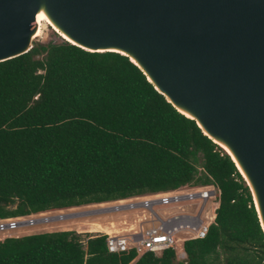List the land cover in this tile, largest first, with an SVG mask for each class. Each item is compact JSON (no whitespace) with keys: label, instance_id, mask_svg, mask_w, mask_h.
Masks as SVG:
<instances>
[{"label":"trees","instance_id":"1","mask_svg":"<svg viewBox=\"0 0 264 264\" xmlns=\"http://www.w3.org/2000/svg\"><path fill=\"white\" fill-rule=\"evenodd\" d=\"M214 184L204 238L133 264H263L264 232L230 155L128 56L65 40L0 61V218ZM57 230L0 240V264H129L105 235Z\"/></svg>","mask_w":264,"mask_h":264},{"label":"water","instance_id":"2","mask_svg":"<svg viewBox=\"0 0 264 264\" xmlns=\"http://www.w3.org/2000/svg\"><path fill=\"white\" fill-rule=\"evenodd\" d=\"M41 2L75 45L131 50L174 108L225 139L264 221V0H0V61L31 48Z\"/></svg>","mask_w":264,"mask_h":264},{"label":"built area","instance_id":"3","mask_svg":"<svg viewBox=\"0 0 264 264\" xmlns=\"http://www.w3.org/2000/svg\"><path fill=\"white\" fill-rule=\"evenodd\" d=\"M219 193V189L212 183L206 185L185 184L176 189L118 199L115 201L134 200V202L128 201L130 203L125 205H113L115 210L122 206L132 208L136 205H141L148 210V214L144 219L153 221L152 224L145 228L139 225L137 228L130 229L125 233H107L102 231L96 233L105 235L106 250L110 253H122L129 250H134L136 254L145 252L160 253L167 248H176V244L180 242L205 237L210 224L214 221L215 208L212 207V204L216 197L219 198ZM192 199H200V204L195 212L182 211L172 213L167 217H160L152 209L153 205ZM208 201L211 203L210 213L206 211L203 214L205 203ZM108 208L110 206L102 209ZM44 213L46 211L0 218V231L9 232L19 226L34 224L38 220H41V222L47 221L49 217H36ZM58 216L64 217L66 215L62 214L61 216L59 214ZM82 242L84 241L82 240ZM181 255L184 258L185 252L183 251Z\"/></svg>","mask_w":264,"mask_h":264},{"label":"rangeland","instance_id":"4","mask_svg":"<svg viewBox=\"0 0 264 264\" xmlns=\"http://www.w3.org/2000/svg\"><path fill=\"white\" fill-rule=\"evenodd\" d=\"M34 41L47 43L50 41L61 42L63 41V39L59 36L57 32H55L52 29V27H50L49 25H46L45 27H43L42 34L39 37L32 40V42ZM111 201L112 202L106 201L110 203H106V205H104L107 207L110 206L109 210L108 209L104 210L102 209L103 208L102 206L99 207V205H95L93 203L78 205L77 207L67 208V209H64L63 211H57V212L51 210L49 212L44 213L43 215L36 216L40 218L49 217L47 221L41 222V220H38L34 224L19 226L14 229H11L9 232L0 231V240L8 236H14V235L21 236L27 233H37V232L44 231V230L45 231L46 230H58L65 224L67 225V227L68 226L72 227L71 229L74 231H76L75 228H79V231L80 230L81 231L80 232L76 231V232L81 234V238L85 242V238H87L88 235L89 236L101 235L100 233L85 232V230L91 226L92 222L98 223L102 226H108L110 222L117 223V222H121L122 220H125L126 222H130L133 219L135 220L136 219L135 214L137 213L139 214L143 210L146 213L145 215L148 214V210L143 208L140 204H139L140 206L136 205L135 207H132V208H126L125 206L118 207L119 208L118 210H115V208L113 207V205H118V204L125 205L126 203H130L131 201L134 202V200H126L124 201L125 203L124 202L117 203V201L115 200L114 201L111 200ZM136 203H139V202H136ZM217 203H219V201H218V198L216 197L214 203L212 204V207H214L215 210L218 206ZM199 204H200V199L181 200V201L174 202L172 205L171 204L155 205L153 206V209L161 213L163 210L174 211L175 213L182 212V211L195 212ZM210 206H211V203L210 201H208L204 207L203 214L206 211L209 212ZM215 210H214V214H215ZM59 214L60 215L63 214L67 216L69 215L73 218H69L67 216L58 218L57 216ZM65 218H68V219H65ZM61 219H64V220H61ZM183 243L184 242H180L176 244L175 246L176 248H174L176 252V257L179 260H184L186 258V254L184 258H182V255H181V253L184 251ZM263 264H264V260H263Z\"/></svg>","mask_w":264,"mask_h":264},{"label":"bare ground","instance_id":"5","mask_svg":"<svg viewBox=\"0 0 264 264\" xmlns=\"http://www.w3.org/2000/svg\"><path fill=\"white\" fill-rule=\"evenodd\" d=\"M46 25H49L50 27H52V29L57 32L59 34V36L67 41V42H70V43H73V44H76V41L63 29V27L53 18V16L50 14V12L48 11V9L46 8L45 4L43 2H41V5L38 9V11L36 12L35 14V28L33 30V32L31 33L30 35V41H32L33 39L39 37L41 34H42V30H43V27H45ZM43 36V35H42ZM114 51L118 52V53H121V54H124L126 56L129 57V59L136 63L137 65H139L141 68H144V70L147 72V75H148V79L150 81H154L153 80V77L148 73V71L145 69L144 65L141 63V61L134 55V53L129 50V49H119V48H114L113 49ZM157 87V85L155 86ZM174 106H176V108L182 113L184 114L185 116L189 117V118H192L196 121V123L199 125V127L203 130V132L205 134H207L213 141H215V143H217L218 145H220V147H223L222 149H225V151H227V153H229L231 159L234 161L235 165L237 166V169L238 171L241 173V175L243 176V178L245 179L246 183L249 185L251 191H252V196H253V201H254V204H255V207L258 211V214L259 217L261 216L262 218V214H261V209H260V204H259V200H258V197H257V194H256V191L253 187V183L249 177V175L247 174L246 170L244 169V167L242 166L241 162L239 161L234 149L229 145V143L211 133L210 131H208L207 129H205V127L203 126L201 120L199 119V117L193 112L191 111L190 109L182 106V105H178L176 102H174ZM124 201L126 200H119L117 201V203H123ZM125 203V202H124ZM95 205H99L102 206V207H107V206H104L106 205V203H102V204H95ZM113 205V204H112ZM119 205V204H118ZM110 208H108L109 210ZM43 215V214H41ZM62 216V215H61ZM58 218H61L60 216H57ZM261 221V220H260ZM110 225H113V222H110L109 223ZM262 226L264 228V221H263V218H262ZM105 229V228H104ZM103 229V226L98 224V223H94L92 222L91 223V226L87 229L88 231H91V232H96V231H106ZM112 230V229H111ZM108 232V231H107Z\"/></svg>","mask_w":264,"mask_h":264},{"label":"crops","instance_id":"6","mask_svg":"<svg viewBox=\"0 0 264 264\" xmlns=\"http://www.w3.org/2000/svg\"><path fill=\"white\" fill-rule=\"evenodd\" d=\"M112 202V201H110ZM110 202H100V203H93V204H102V203H110ZM174 202L172 203H169V204H173ZM207 203V202H206ZM205 203V205H206ZM169 204H166V205H169ZM158 205H162V204H158ZM218 205V203H217ZM155 206V205H153ZM153 206H152V209H153ZM165 206V205H164ZM74 207H77V206H73V207H68V208H74ZM64 209H67V208H64ZM64 209H56V210H52V211H63ZM154 210V209H153ZM51 211V210H50ZM155 211V210H154ZM47 212V211H46ZM166 212V213H165ZM156 214H158V216L160 217H167L169 216L170 214L172 213H175L174 211H165L163 210L162 213L159 212V211H155ZM210 213V212H209ZM146 213L143 211H141V213H137L135 214L136 215V219L130 221V222H126L125 220H122L121 222H117V223H113V225H108V226H103V229L106 230V231H102V232H107V233H125L126 231H129L130 229H133V228H137L139 225H141L143 228L145 227H148L152 224L153 221H149V220H145L144 217H146L147 215H145ZM215 215V214H214ZM69 218H73V217H69ZM65 219H68V218H65ZM61 220H64V219H61ZM72 227L68 226L67 225H63L61 228H59L58 230H72L71 229ZM112 229V230H111ZM75 230L77 232H80L79 231V228H75ZM45 231V230H44ZM44 231H40V232H44ZM46 231H57V230H46ZM85 232H91V231H88L87 229L85 230ZM96 232H101V231H96ZM94 232V233H96ZM27 234H30V233H27ZM25 235V234H24ZM14 236H19V235H14ZM92 237V236H91ZM87 238H85V241H86ZM85 243V242H84ZM145 254V253H143ZM143 254H136V256L133 258V260H131V262L129 264H133L136 260H138ZM161 253H154V255H160Z\"/></svg>","mask_w":264,"mask_h":264}]
</instances>
